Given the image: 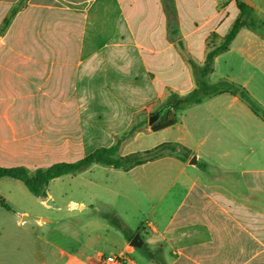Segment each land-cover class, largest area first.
I'll return each instance as SVG.
<instances>
[{
	"label": "crops",
	"instance_id": "0c3cea01",
	"mask_svg": "<svg viewBox=\"0 0 264 264\" xmlns=\"http://www.w3.org/2000/svg\"><path fill=\"white\" fill-rule=\"evenodd\" d=\"M240 2L0 0V167L77 161L122 136L119 147L156 136L137 153L172 147L129 170L156 172L147 200L158 209L127 235L137 245L106 213L94 210L99 226L81 200H68L63 214L30 227L0 224V264H101L111 255L139 264L136 251L148 264H264V121L223 91L178 110L168 128L147 123L171 94L196 88L194 67L223 42ZM248 2L258 32L241 27L206 81L240 86L264 109V0ZM18 183L0 178V198L27 200ZM36 198L63 210L47 192ZM7 205L0 221L2 211H21Z\"/></svg>",
	"mask_w": 264,
	"mask_h": 264
},
{
	"label": "rangeland",
	"instance_id": "374dc122",
	"mask_svg": "<svg viewBox=\"0 0 264 264\" xmlns=\"http://www.w3.org/2000/svg\"><path fill=\"white\" fill-rule=\"evenodd\" d=\"M220 81L231 84L227 80H219L213 84L222 88L223 86L219 85ZM155 139L156 136H144L140 141L134 142L132 138H129L128 142L118 148L116 156L123 157L137 153L145 147H151L156 141ZM130 169H115L102 164H91L76 174H67L52 180L45 192L52 195L57 204L63 205V210L60 213L53 205H41L36 196L32 195L23 184L18 183L26 192L28 199L25 200L21 196L14 199L6 198L7 204L8 201H12L20 206L21 211L18 216L12 212L2 211L6 214L7 221H0V224L6 228L8 226V228L16 227L17 230L19 227H30L35 217L40 215L49 218L56 214H63L68 200H81L85 205L83 214L86 215V218H95L99 226L103 227L102 219L99 214L98 216L95 214L94 210L106 213L107 218H115L122 222L126 228V235H129L130 230H136L139 226L146 225L152 217L153 210L158 209V206L154 208L153 203H149L147 200V197L151 195L152 180L156 173L155 166L148 164L144 170L136 168L129 171ZM133 181H137L138 185L133 184ZM11 191L15 194L13 189ZM165 209L167 210L168 207ZM116 232L122 236L119 230ZM7 235L8 233L3 237H7ZM131 257L139 264H148L147 260L137 251Z\"/></svg>",
	"mask_w": 264,
	"mask_h": 264
},
{
	"label": "trees",
	"instance_id": "16d2710c",
	"mask_svg": "<svg viewBox=\"0 0 264 264\" xmlns=\"http://www.w3.org/2000/svg\"><path fill=\"white\" fill-rule=\"evenodd\" d=\"M248 8L246 4L240 2L238 9L240 10V16L232 25L229 32L226 34L223 42L213 48L206 56L202 66L194 67V76L196 82V88L187 93L184 96H178L171 94L155 111L158 114L157 120L150 125V130L156 132L165 128H168L176 122V112L188 105L198 104L210 95L229 91L232 94H238V96L246 103L250 110L260 117L264 121V109L255 103L247 92L240 86L229 84L224 81H220L219 85L222 88H218L216 84H209L206 81V76L212 71V61L215 55L227 49L230 42L234 39L238 30L247 25L253 31L258 32V28L252 23L250 17H247L245 10ZM8 18L3 22L4 28L8 23ZM218 84V83H217ZM134 130V127L130 128L126 136H130ZM124 136L118 138L114 145L109 147H101L95 151L89 153L85 157L73 161V162H58L44 169H36L33 172H29L23 167H0V178H11L21 182L26 189L36 197H45V189L50 181L67 174H76L81 170L87 168L91 164H102L115 169L128 170L131 167L151 160L154 157L162 154L166 150H170L172 147L169 144H162L155 147L152 150H148L141 153H133L123 157H117L116 153L119 148L120 140ZM0 206L6 210H9L5 201L0 198ZM107 220L120 232L124 234V237L129 241L132 236L126 235L125 225L116 220L115 218H107Z\"/></svg>",
	"mask_w": 264,
	"mask_h": 264
},
{
	"label": "built area",
	"instance_id": "2783aa9c",
	"mask_svg": "<svg viewBox=\"0 0 264 264\" xmlns=\"http://www.w3.org/2000/svg\"><path fill=\"white\" fill-rule=\"evenodd\" d=\"M101 264H135L128 255H111L100 259Z\"/></svg>",
	"mask_w": 264,
	"mask_h": 264
},
{
	"label": "water",
	"instance_id": "95a60500",
	"mask_svg": "<svg viewBox=\"0 0 264 264\" xmlns=\"http://www.w3.org/2000/svg\"><path fill=\"white\" fill-rule=\"evenodd\" d=\"M243 3L249 4L248 0H243ZM157 118H158L157 112L150 114L148 121H147L148 125H151L152 123H154L157 120ZM190 164H194V161L190 162ZM46 204L47 205H53L50 202V200H48V199L46 200ZM130 242H131V245H133V246L137 245V243H138L137 235H135Z\"/></svg>",
	"mask_w": 264,
	"mask_h": 264
}]
</instances>
